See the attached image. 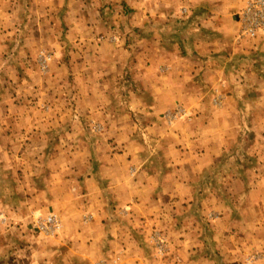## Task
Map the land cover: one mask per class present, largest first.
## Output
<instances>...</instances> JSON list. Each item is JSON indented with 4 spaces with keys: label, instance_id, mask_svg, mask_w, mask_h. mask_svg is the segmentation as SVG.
Segmentation results:
<instances>
[{
    "label": "crops",
    "instance_id": "obj_1",
    "mask_svg": "<svg viewBox=\"0 0 264 264\" xmlns=\"http://www.w3.org/2000/svg\"><path fill=\"white\" fill-rule=\"evenodd\" d=\"M247 1L14 2L19 23L30 24L21 32L28 51L37 43L51 53L50 71L63 72L58 84L73 91L76 115L100 126L88 140L74 122L80 137L41 162L57 187L31 196L58 210L61 230L50 252L56 249L64 264H150L152 232L167 234L175 249L194 248L192 216L235 214L240 208H230L232 197L264 213L259 160L244 175H227L228 167H242L226 158L240 117L228 102L241 103L239 89L253 86L243 72L248 56H240L253 52L238 46L231 19ZM255 43L259 53L264 34ZM262 229L252 225L257 235Z\"/></svg>",
    "mask_w": 264,
    "mask_h": 264
},
{
    "label": "rangeland",
    "instance_id": "obj_2",
    "mask_svg": "<svg viewBox=\"0 0 264 264\" xmlns=\"http://www.w3.org/2000/svg\"><path fill=\"white\" fill-rule=\"evenodd\" d=\"M15 1L0 0V264H64L62 257H56V249L50 252L61 230L58 210L53 204L46 208L37 205L40 202L31 196L41 187H57L44 173L51 167L44 168L41 162L61 153L57 152L60 144L73 145L80 137L75 134L74 122L85 130L88 140L99 136L100 126L96 120H82L76 115L73 91L58 84L63 72L56 67L50 71L51 53L37 43L28 51L22 37L30 24L19 23L21 15L16 13ZM240 9L231 17L236 26L235 15ZM237 33L236 27V37ZM259 37H237L242 51L253 52L240 55L241 59L248 56L242 60L247 68L243 72L253 86L239 89L241 103L228 102L233 110L237 108L240 117L234 118L226 158L242 162L241 168L228 167V176L234 177L235 171L244 175L256 160V169L264 173V47L260 46L258 53L255 42ZM30 63L34 68L27 65ZM257 97V103L251 101ZM63 112H70L73 119L64 118ZM164 121L169 123L171 115L167 113ZM233 185L229 181L227 187L234 190ZM227 202L232 210L238 205V212L192 216L198 227L194 235L199 245L194 248L175 249L167 234L152 232L147 243L150 264H264V213L240 207L234 197ZM49 217L59 222L57 230L48 229ZM255 222L263 228L259 235L252 230ZM258 239L259 245L254 242ZM180 250L185 253L179 254ZM94 264L120 263L109 259Z\"/></svg>",
    "mask_w": 264,
    "mask_h": 264
},
{
    "label": "built area",
    "instance_id": "obj_3",
    "mask_svg": "<svg viewBox=\"0 0 264 264\" xmlns=\"http://www.w3.org/2000/svg\"><path fill=\"white\" fill-rule=\"evenodd\" d=\"M238 39H252L264 34V0H248L235 15ZM47 227L55 231L60 224L54 217H49Z\"/></svg>",
    "mask_w": 264,
    "mask_h": 264
}]
</instances>
